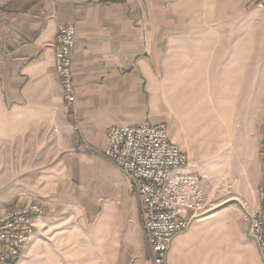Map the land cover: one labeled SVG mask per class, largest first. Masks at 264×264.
<instances>
[{
  "label": "crops",
  "instance_id": "0c3cea01",
  "mask_svg": "<svg viewBox=\"0 0 264 264\" xmlns=\"http://www.w3.org/2000/svg\"><path fill=\"white\" fill-rule=\"evenodd\" d=\"M192 5L193 0H0V142L27 155L12 169L21 173L0 192V215L30 203L43 209L18 264H152L139 197L105 157L106 132L142 123L169 126L166 53L174 45H183L182 59L189 53V32L181 31ZM68 22L76 28V102L70 111L53 45L59 25ZM220 117L204 112L208 154L222 144L215 133L231 130V117ZM183 120L187 125L186 113ZM261 124L257 205L264 116ZM169 136L175 141L170 130ZM195 141L175 142L190 158L188 169L203 176L213 161L201 157L202 144ZM208 192L209 181L207 198ZM245 213V231L236 213L194 221L173 240L169 264H264ZM224 238L232 240L226 254Z\"/></svg>",
  "mask_w": 264,
  "mask_h": 264
},
{
  "label": "rangeland",
  "instance_id": "374dc122",
  "mask_svg": "<svg viewBox=\"0 0 264 264\" xmlns=\"http://www.w3.org/2000/svg\"><path fill=\"white\" fill-rule=\"evenodd\" d=\"M199 8L205 12L197 14ZM186 20L189 24L181 32H189V53L181 58L183 45H174L166 53L163 95L171 114L169 130L181 146L200 139L201 157L213 161L205 165L203 175L209 181L206 214L215 213L217 219L236 213L239 228L245 231L241 217L257 208V185L263 171L264 0H193ZM206 109L215 119L226 114L232 119L229 132L225 126L215 133L222 144L209 154L203 143L209 134L204 130ZM183 113L188 116L187 125ZM5 146L2 140L0 192L21 173L12 169L27 157L22 150L7 151ZM231 241L223 239V253H229Z\"/></svg>",
  "mask_w": 264,
  "mask_h": 264
},
{
  "label": "built area",
  "instance_id": "2783aa9c",
  "mask_svg": "<svg viewBox=\"0 0 264 264\" xmlns=\"http://www.w3.org/2000/svg\"><path fill=\"white\" fill-rule=\"evenodd\" d=\"M75 40V25L70 22L60 24L53 43L55 67L61 79L65 107L69 111L76 102L73 79ZM106 134L105 157L124 173L129 187L139 197L151 263L169 264L173 240L208 212V181L188 169L190 158L170 138L166 123L112 126ZM42 212L40 205L30 203L0 215V264H18L25 245L35 233V219ZM243 217L264 262V174L263 184L258 189L257 209Z\"/></svg>",
  "mask_w": 264,
  "mask_h": 264
}]
</instances>
